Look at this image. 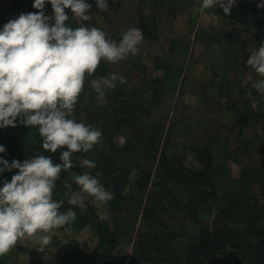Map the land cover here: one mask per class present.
I'll return each mask as SVG.
<instances>
[{
	"label": "trees",
	"instance_id": "trees-1",
	"mask_svg": "<svg viewBox=\"0 0 264 264\" xmlns=\"http://www.w3.org/2000/svg\"><path fill=\"white\" fill-rule=\"evenodd\" d=\"M161 1L172 10V0ZM77 2L28 0L15 14H0V240L9 230L23 229L40 212H48L58 216L62 229L80 232L90 227L99 237L92 250L75 242L59 254L57 264H264V113L251 105H245L237 120L263 121L255 144L245 149L249 159L255 160L237 177L227 174L229 180L219 176L222 164L216 162L237 158L229 150L215 148L210 140L204 138L194 146L196 166L180 153L160 149L163 126L152 120L153 101L148 99H159L168 91L159 85L146 91L149 96L136 89L128 93L119 86L112 91L115 96H106L108 103L86 105L83 119H89L90 127L120 156L111 157L97 148L100 152L91 161L93 170L86 173L78 167L77 176L69 171V161L90 156L92 147L70 128L77 120L68 121L65 115L73 101H83L90 82L110 71L102 59L94 61L96 31L88 23L89 17L79 18L70 11ZM241 4L234 1L235 8L240 9ZM244 17L251 39L236 42L245 47L254 43L264 62V10L246 7ZM156 19L155 15L138 16L145 36H152ZM163 79L156 76L153 81L162 84ZM171 82L177 85L178 77ZM6 91L14 95L13 102L3 97ZM79 101L76 103L82 104ZM13 103L27 108L31 119L15 115ZM119 133L123 139L117 143L113 138ZM216 137L211 140L217 142ZM30 158L38 161L41 173L51 177L50 192L34 183ZM152 176L156 183L144 207L142 235L127 261L113 259L120 236L107 218L97 214L92 201L108 205L116 224L132 201L130 192L136 189L143 197ZM91 185L95 187L90 197L81 204L77 192ZM174 192L183 198L178 200ZM215 200L213 227H201L185 250L175 251L173 242L180 234L171 223L169 203L180 204L189 215L197 216L205 205L215 207ZM14 248L28 254L31 264H46L41 245L16 244ZM222 254L230 256L220 263ZM2 255L0 264H13Z\"/></svg>",
	"mask_w": 264,
	"mask_h": 264
},
{
	"label": "rangeland",
	"instance_id": "rangeland-1",
	"mask_svg": "<svg viewBox=\"0 0 264 264\" xmlns=\"http://www.w3.org/2000/svg\"><path fill=\"white\" fill-rule=\"evenodd\" d=\"M234 1L242 3L240 9L235 8ZM27 2L0 0V14L13 15ZM156 2L160 6L155 7ZM172 3L171 10L170 5H162L161 0H79L74 11L70 9L79 18L89 17L88 23L96 31L92 54L94 61L102 59L110 69L103 78L90 82L83 101H73L65 115L68 121L77 120V123L70 124V128L92 147L90 156H75L69 161L68 169L74 176H77L78 167H83L86 173L93 170L91 161L100 152L97 148L111 157L120 156L103 135L100 136L96 129L90 127L89 119H83L86 105L108 103L106 96H115L112 91L119 86L128 93L136 89L147 96V92L154 91L158 85L163 89L167 87L168 91L161 94V98L148 97L153 101L152 120L159 121L163 126L161 150L165 148L171 154L180 153L187 163L196 166L192 153L194 146L204 138L210 140L215 148L229 150L238 160L233 157L225 163H222V158L217 160V164H222L219 176L225 180H229L227 174L237 177L235 175L245 165L255 160L249 159L245 149L255 144V135L262 130L264 120L253 124L237 119L239 113L246 110L245 105L264 113V62L254 43L245 47L236 39H251L250 31L243 23L246 7L252 9L256 6L263 11L264 0H172ZM141 14L158 18L152 36H145L141 32L137 22ZM234 49H238L236 55L229 59ZM175 75L178 77L177 85L171 82ZM156 76L165 78V81L163 79L162 84L153 81ZM147 77L150 81L146 80ZM3 97L7 101L14 100V95L8 91ZM76 101L82 104L78 105ZM12 111L18 117L31 119V112L25 107L13 103ZM211 137H216L217 142L212 141ZM121 139L122 133L113 138L117 143ZM257 149L262 153L260 146ZM30 159L34 168V183L50 192L51 177L38 170L37 160ZM261 175L264 179V174ZM150 179L143 197L136 189L130 192L134 194L132 201L128 210L118 215L116 224L111 221L113 213L108 205L92 201L97 214L107 218L120 236L113 259L127 261L142 235L144 207L148 202V193L156 183L154 176ZM94 182L95 185L97 181ZM94 185L77 192L81 204L88 200ZM180 194L174 192V197L180 200L183 198ZM213 203L215 207L205 205L197 216L189 215L180 204L169 203L167 210L171 223L180 234L173 242L175 251L185 250L201 227H213L218 201ZM47 213L40 212L23 229L6 232L5 238L0 240V254L3 253L2 256L13 264H31V257L14 247L16 244H39L44 249L43 262L57 264L59 254L75 242L88 250L97 245L99 237L95 229L88 227L80 232L65 230L60 228L57 215L48 213L49 216H44ZM229 256L220 255L219 262Z\"/></svg>",
	"mask_w": 264,
	"mask_h": 264
}]
</instances>
